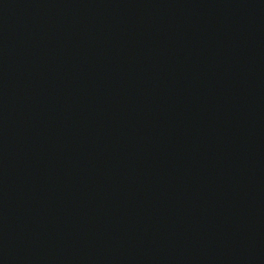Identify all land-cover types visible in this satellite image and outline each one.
Masks as SVG:
<instances>
[{"label":"water","instance_id":"water-1","mask_svg":"<svg viewBox=\"0 0 264 264\" xmlns=\"http://www.w3.org/2000/svg\"><path fill=\"white\" fill-rule=\"evenodd\" d=\"M0 264H264V0H0Z\"/></svg>","mask_w":264,"mask_h":264}]
</instances>
